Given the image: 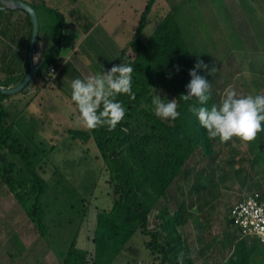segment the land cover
I'll use <instances>...</instances> for the list:
<instances>
[{
  "label": "rangeland",
  "instance_id": "obj_1",
  "mask_svg": "<svg viewBox=\"0 0 264 264\" xmlns=\"http://www.w3.org/2000/svg\"><path fill=\"white\" fill-rule=\"evenodd\" d=\"M147 2L91 0L90 6L96 9L97 19L106 10L107 34H111V39L104 41L103 37L99 38L101 46L105 45L103 48L99 46V49L105 51L104 54L97 53L96 63L104 59L109 61L116 47L122 50L128 46ZM48 5L51 9L57 8L69 20L73 7L70 0H50ZM77 6L81 7L80 16L91 17L85 10L86 0H78ZM172 11L194 54L195 63L201 59L209 67L215 64L219 69L213 77L207 76L203 69L198 70L210 81L216 103L219 104L229 85L238 94H264V0H156L146 18L143 42L150 39L162 18ZM39 13L41 40L34 53L35 62L43 60L44 52L54 46V26L57 24L55 16L48 10L40 9ZM20 15L17 13L9 19L15 22ZM23 48L18 53L25 56L27 46ZM87 51L84 44L74 59L82 61L77 64L82 73H88L83 65L91 69V64H94L87 59ZM128 54L132 59L136 57L132 51ZM67 64H63L62 73L53 66L56 73L51 76L49 67L45 70V78L35 77L31 86L29 84L18 94L7 95L3 101L8 114L7 126L15 127L16 135L24 144H32L24 147L45 150L44 153L39 152L36 161L37 173L45 179L48 189L42 199L47 226L44 237L31 220L29 211L35 201L31 187L22 194V205L1 175L9 172L17 181L26 179L23 165L15 157L7 155L9 161L16 163L15 171L10 172L4 167V162H0V264H63L61 254L68 252L75 234L82 228L80 246L93 250L97 215L104 210L110 211L119 199L116 184L120 181L114 179L108 170L94 138L85 141L70 135V131L87 129L76 122L75 106L71 102V82L81 77L70 71V65L65 69ZM12 76L0 72V82L9 81ZM57 76L60 77L56 82L54 79ZM156 92L152 90L149 94L151 100L142 105V109L153 115L154 105L151 101ZM160 120L170 127L175 126L173 120ZM138 124L142 126L134 127L142 130L140 140H148L143 138L144 133L151 130L141 121ZM259 136L247 144L236 138L226 144L218 139L210 140V153L198 143L196 152L186 161L180 176L166 190L165 198L151 202L148 228L161 242L167 234L164 221L177 214L184 221L177 225V234L174 235L176 239L180 238L177 250L185 253L184 264L189 261L192 264H207L212 258L210 248L216 246L221 249L223 245L224 250H228L227 241L230 238H225L224 232L229 209L246 194L259 192V186L264 191V138ZM196 141L199 139L196 138ZM160 152L163 153V148ZM0 153L8 154L6 150ZM128 154L126 146L125 160L133 167L137 166L139 162L134 163V160L139 161L138 158L134 159L132 155L130 158ZM156 154L152 153L150 162L156 161ZM141 155L144 158V153ZM161 159L162 155L157 156L158 162ZM143 163L149 162L143 160ZM139 173L134 172V178L147 185L136 188L137 198L144 202L150 194L154 196V192L149 183L139 177ZM85 209L89 212L86 221L83 219ZM163 210L168 213L164 214ZM149 241L151 238L138 229L113 264H152L154 258L160 255H152L146 248ZM258 246L262 247L260 250L264 249L259 242ZM92 255L89 260H92ZM217 257L215 253L213 259ZM156 263L159 264V261Z\"/></svg>",
  "mask_w": 264,
  "mask_h": 264
},
{
  "label": "trees",
  "instance_id": "obj_2",
  "mask_svg": "<svg viewBox=\"0 0 264 264\" xmlns=\"http://www.w3.org/2000/svg\"><path fill=\"white\" fill-rule=\"evenodd\" d=\"M155 2L156 0H148L133 39L119 53V61L133 68L132 91L135 94L134 100L128 95L116 97V100L121 102L126 109L124 120L118 124L114 131H108L107 128H98L92 131H70L72 138H83L85 141L91 137L94 138L108 170L114 176L113 178L120 182L116 184L119 199L115 201L110 211L104 210L97 215V226L92 239L94 244L92 260H89L91 254L77 248L79 234L77 232L68 247V252L61 254L63 264H113L138 229L143 235L151 238V241L146 243V248L150 253L160 255L154 258L152 264H157V261L159 264L177 263L176 258L179 255L177 243H180V238L176 239L174 235L177 234V225H181L184 221L180 219L179 214L164 221V230L167 231V234L164 241L161 242V239L148 228L151 202L165 198L166 190L180 176V171L186 161L196 152L198 143L208 153L212 152V146L205 129L200 126L198 118L188 111L189 105L194 104L195 101L185 102L180 98L182 94H187L186 85L191 80L189 71L194 67L195 60L173 11L162 19L147 42L142 41L143 31L147 25L146 18ZM32 7L38 14L40 28V9L48 10L57 20V24L54 26L56 29L55 44L52 49L44 52L43 67L36 75L42 79V77L45 78V70L49 67L55 66L60 69L63 68L64 63H67L61 58L64 40L63 28L66 20L62 13L54 9ZM19 12L9 10L5 16L2 15V12L0 15V24H3V20L5 23L4 28L2 26L0 28V72L13 75L9 81L0 82V86L4 88L18 86L31 68L30 43L33 25L30 17L22 13V16H18L15 22H11L9 19ZM26 46L27 54L20 55L18 50H23V47ZM129 51L135 53L134 59L128 54ZM68 65L65 66V69ZM152 90H156V94L160 95L165 102L172 99L177 100V110L180 116L173 120L175 126H168L155 115L142 109V105L151 100L149 94ZM7 97L0 92V151L6 150L8 153H0V162H4V167L10 172L15 171L16 163L9 161L7 155L15 157L23 165L26 179L17 181L9 172L7 174L3 172L1 175L22 205L24 204L22 194L26 193L29 186L31 187L35 196V201L29 211L31 220L41 236L45 237L47 232L46 213L42 207V199L47 193L48 185L45 179L37 173L38 163L36 161L39 152L44 153L45 150L40 151L41 149L38 147H36L37 150H30L28 147L32 144H28L29 146L24 144L16 135L15 127L7 126L8 114L3 106V101ZM214 100L217 101V98L211 91V99L205 106L210 108L213 104H218ZM140 121L151 130V132L145 131L146 133H144L143 138H148V140H140V131L142 132V130L134 127L142 126L138 124ZM123 129H127V131H123ZM259 135L260 138H264V132ZM196 138L199 139L198 142ZM24 145L28 147H24ZM126 146L130 158L132 155L134 159L137 157L139 160L136 162L134 160V163L139 162L137 166H134L135 168L125 160ZM161 148H163V153L160 152ZM154 152H157L156 161L150 162L149 159ZM143 153L144 158L141 155ZM137 154L139 156H136ZM159 155H162L160 162L157 161ZM142 159L149 163L144 164ZM20 170L22 171V169ZM136 171L140 172L139 177H143L144 182H148L154 192V196L150 194L144 202L137 198L136 188L140 189L147 184L139 183V179L134 178ZM258 190L257 193L260 194L264 202V191L260 186ZM85 210L83 219L88 212L87 209ZM163 213L168 212L163 210ZM228 214L226 224L231 226ZM240 239L242 241L237 247L235 255L238 257L239 263L244 264L251 252L246 247L244 240L246 238L240 235ZM188 264H192V262L189 261Z\"/></svg>",
  "mask_w": 264,
  "mask_h": 264
},
{
  "label": "clouds",
  "instance_id": "obj_3",
  "mask_svg": "<svg viewBox=\"0 0 264 264\" xmlns=\"http://www.w3.org/2000/svg\"><path fill=\"white\" fill-rule=\"evenodd\" d=\"M201 69L212 77L219 71L215 64L209 67L203 60L197 59L189 71L191 80L186 85L187 94H182L180 98L185 102L195 101L189 105L188 111L198 118L207 137L210 140L218 139L222 144L234 138L243 144L257 139L264 132V94H238L229 85L219 104H213L209 108L205 105L211 99L212 85L205 76L198 74ZM132 73L130 65L120 63L99 74L74 79L70 87L76 122L89 131L98 128L114 131L126 115V109L116 97L128 95L135 99ZM151 102L155 116L160 119L176 120L180 116L176 99L165 102L156 94ZM176 259L177 264H184L185 253L180 252Z\"/></svg>",
  "mask_w": 264,
  "mask_h": 264
},
{
  "label": "crops",
  "instance_id": "obj_4",
  "mask_svg": "<svg viewBox=\"0 0 264 264\" xmlns=\"http://www.w3.org/2000/svg\"><path fill=\"white\" fill-rule=\"evenodd\" d=\"M10 1H12V0H0V15H1V12H2L3 16H5V14L9 13V10L5 9L4 2H10ZM21 1L30 5V6L42 7V8L47 7V8L51 9V7H49V5H48V2H50V0H21ZM77 1L78 0H75L72 2V0H70V3L73 7L71 9V12H69V15H70L69 20L62 13L65 17L66 22H65V25L63 28L64 40L62 43L61 58L63 60H66L67 63L71 66L70 71L73 74L77 75L78 77L84 78V77L89 76V75H95V74L101 73L102 71L109 70L113 65H119L121 63L119 61V53H120L121 49L119 47H116L114 52L111 54L109 61L104 59L99 64L95 62V59H96L95 57H96L97 53L98 54H104V51H105V49L104 50L99 49V46L101 48H103L102 46L105 47L104 44H102V46H101V44L99 42L100 41L99 38L103 37L104 41L107 38L111 39V34H109V33L107 34V29H106V27L108 25L107 19H106V15H107L106 13L107 12L104 9L103 14L99 17V19H97L96 12H95L96 9H94L93 7L90 6L91 0H86V4L88 7L86 6L85 10L90 14L91 17L80 16L81 7L77 6ZM54 10L58 11L57 8ZM19 13L21 15H22V13L25 15V13L22 11H20ZM118 18H119V21L122 20V16H120ZM4 24L5 23L3 20V24H0V28H1V26L3 27ZM158 25H157V27H158ZM0 39H1V36H0ZM84 44L88 48L87 52H88L89 58H87V59L91 62H94V64H91L92 65L91 69H90V66L83 65V67L85 68V70L88 73H82V71H80L77 64L79 62H82L81 60H74L75 57L78 55L79 48L81 46H83ZM0 46H1V44H0ZM71 60L76 61V62H71ZM107 62H109V64H110L109 67L107 66ZM59 70L61 73L63 72V68L59 69ZM59 77L58 76H57V78L55 77L54 81H56V82L59 81L58 80ZM31 84H32V82H31ZM88 213L89 212H87V215L85 217V221L88 218ZM96 226H97V223H96ZM95 229H94V231H95ZM83 230H84V228L80 229V231H79V234L77 237V243L79 246H77V248L79 247L78 249H80L84 252H87L88 254H93L94 248H93V250H89L86 247L82 248L80 246L81 235H82ZM225 230H226L224 232L225 238H230V240L227 241L229 244V249L224 250L223 245L220 246L221 249H219L218 246L213 247L214 249L210 248V254L209 255L212 258L210 261L208 260L207 264H240L238 257L235 255L236 251H237V247H239V244L242 241L240 239V234L236 230V228L233 227L232 225L231 226L227 225V228ZM94 231H93V234H94ZM244 240L246 242V247L251 252V253H249V257L244 264H264V249L260 250V248H262V247L261 246L257 247V244L259 242L260 245L263 246V248H264V245L258 239L254 238V237L253 238L248 237ZM92 243H93V241H92ZM215 253L218 255L216 260L213 259Z\"/></svg>",
  "mask_w": 264,
  "mask_h": 264
},
{
  "label": "built area",
  "instance_id": "obj_5",
  "mask_svg": "<svg viewBox=\"0 0 264 264\" xmlns=\"http://www.w3.org/2000/svg\"><path fill=\"white\" fill-rule=\"evenodd\" d=\"M49 73L55 74V68L51 67ZM228 219L241 237H254L264 245V202L259 193L246 194L231 208Z\"/></svg>",
  "mask_w": 264,
  "mask_h": 264
},
{
  "label": "water",
  "instance_id": "obj_6",
  "mask_svg": "<svg viewBox=\"0 0 264 264\" xmlns=\"http://www.w3.org/2000/svg\"><path fill=\"white\" fill-rule=\"evenodd\" d=\"M5 9L7 10H15V11H22L25 14H27L30 17L31 23L33 25V31H32V40L30 43V51H31V68L26 77L23 79V81L14 88H4L0 86V92L4 95H15L20 92H22L24 89L27 88V86L32 82V80L36 77L37 73L40 71V69L43 67V60L40 62H35L34 60V53L36 50V47L39 44V38H40V22L39 17L36 12V10L22 2L21 0H12L10 2H4Z\"/></svg>",
  "mask_w": 264,
  "mask_h": 264
}]
</instances>
